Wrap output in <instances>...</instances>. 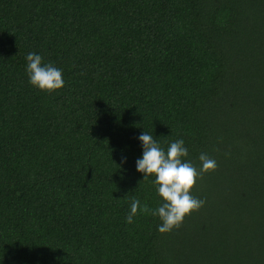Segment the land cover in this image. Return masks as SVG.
Listing matches in <instances>:
<instances>
[{"label":"trees","instance_id":"obj_1","mask_svg":"<svg viewBox=\"0 0 264 264\" xmlns=\"http://www.w3.org/2000/svg\"><path fill=\"white\" fill-rule=\"evenodd\" d=\"M144 131L218 164L167 233ZM0 264H264V0H0Z\"/></svg>","mask_w":264,"mask_h":264},{"label":"clouds","instance_id":"obj_2","mask_svg":"<svg viewBox=\"0 0 264 264\" xmlns=\"http://www.w3.org/2000/svg\"><path fill=\"white\" fill-rule=\"evenodd\" d=\"M26 62L29 83L33 87L51 93L64 86L62 69L52 63H44L41 55L28 53ZM138 139L142 142L143 153L142 158L136 160V170L143 174V179L155 177L152 183L161 203L156 208H150L147 203L141 205L139 199L133 198L126 222L132 223L139 211L158 217L161 221L158 231L167 233L179 228L186 216L204 206L206 201L193 196L191 189L205 174L215 171L218 164L204 152L199 155V167L185 161L188 149L183 139L170 142L166 150L145 131Z\"/></svg>","mask_w":264,"mask_h":264}]
</instances>
